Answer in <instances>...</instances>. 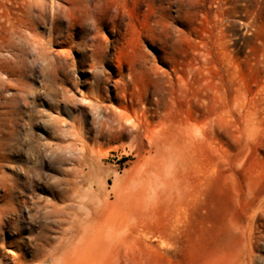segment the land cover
<instances>
[{
  "label": "rangeland",
  "instance_id": "1",
  "mask_svg": "<svg viewBox=\"0 0 264 264\" xmlns=\"http://www.w3.org/2000/svg\"><path fill=\"white\" fill-rule=\"evenodd\" d=\"M54 4L52 32L51 16L24 28ZM0 62V264H264V0H0Z\"/></svg>",
  "mask_w": 264,
  "mask_h": 264
},
{
  "label": "bare ground",
  "instance_id": "2",
  "mask_svg": "<svg viewBox=\"0 0 264 264\" xmlns=\"http://www.w3.org/2000/svg\"><path fill=\"white\" fill-rule=\"evenodd\" d=\"M61 5H58V4H54V5H52V8H51V13H48V11L49 10H47L46 8H41L40 9V13L37 15V16H35V18L32 16V14H30V22H31V27H30V25L29 26H24V28L26 29V30H29L30 32H32V31H34V26H35V24H37L36 22L38 21V20H41V19H44V20H46L47 21V19L49 18V16H51L50 18H49V21H51L50 23H52V25L50 26V31L52 32L53 31V29H54V23H55V21L56 20H59L60 19V14H61V11H62V7H60ZM45 21V22H46ZM42 22V21H41ZM19 24L18 23H15V24H11L10 25V27L7 29V36H6V38H5V40L3 41V43H2V45L1 46H6L7 48H6V50L7 51H13L14 52V50H21L22 48L19 46V42H17L18 40H16V38H20V34H21V31H20V26H18ZM21 25V24H20ZM28 25V24H27ZM31 28H33L32 29V31H31ZM24 29V30H25ZM22 30V29H21ZM24 32V31H23ZM33 33V32H32ZM27 34V33H26ZM38 35V33H35V35ZM51 34V33H50ZM29 34H27L26 36H28ZM25 36V37H26ZM39 36V35H38ZM33 37V36H32ZM42 37H43V35H42ZM52 37V36H51ZM50 37V38H51ZM34 38V37H33ZM37 39V38H36ZM48 40H47V37L46 38H39V39H37L36 40V42L39 44V43H41V46H42V44H44V42H47ZM35 42V41H34ZM35 42V43H36ZM49 43V42H48ZM47 43V44H48ZM45 45V44H44ZM40 46V45H39ZM23 47V46H22ZM45 48V47H44ZM4 49V48H3ZM5 50V51H6ZM18 51H17V53H14V56H15V54H18ZM21 53V52H20ZM23 53V52H22ZM23 55V54H22ZM11 56H13V53H12V55ZM20 56V55H19ZM21 57V56H20ZM19 58V57H18ZM16 59V58H15ZM23 60H24V58H22ZM3 60V59H2ZM22 60V61H23ZM26 60V59H25ZM24 60V61H25ZM7 61V60H6ZM6 61H3V62H6ZM12 61H14V60H12ZM17 61V60H16ZM2 62V63H3ZM1 63V62H0ZM9 64V63H8ZM0 66H2V65H0ZM5 66V65H4ZM4 66H3V68H4ZM9 67V66H8ZM7 67V68H8ZM10 67H11V65H10ZM5 69V68H4ZM13 70V69H12ZM8 71V70H7ZM9 71H11V70H9ZM1 73H4V72H1ZM11 74V73H10ZM9 74V75H10ZM14 74V73H13ZM3 82V81H2ZM92 95H90V96H92V100H89V104L90 105H92V106H96V109H97V112H98V115L101 117L100 118V121H98L99 122V126H104L105 124H106V121H105V119L103 118L104 116L100 113V111L104 108V106H105V102H104V100H102L101 99V96L99 95V93H98V91H97V89L94 87V88H92ZM113 113V111L110 109V110H108V111H106V115H105V117L107 118H109V117H111V114ZM120 119L122 120V119H125V120H127V121H129V122H127V123H129L128 124V126H130L131 127V129H132V132H134V131H138V130H141V128H142V122H140L139 120L138 121H136V120H132L130 117H128V116H126V115H124V114H122L121 116H120ZM110 120V122L108 123V126H111L112 125V123L114 122V118L113 117H111V119H109ZM120 121V120H119ZM125 122V121H124ZM127 123H125V124H127ZM193 125V123H192V120L190 119V120H188L187 121V129L184 131V129H181V127H179V126H176L175 128H174V132H175V135H176V141H177V143L179 144V145H182L181 147L183 148L184 147V150L182 151V152H186L187 154H189L190 152H192V146L194 145V134H193V132H192V130H191V126ZM72 126L73 127H76L75 126V124H72ZM73 136V135H72ZM75 137H77V136H75ZM74 137V138H75ZM78 138V137H77ZM74 140H76V139H74ZM74 140H73V142H74ZM151 142H154V143H156L157 142V140H156V138L155 139H151ZM70 143H72V142H70ZM27 171V170H26ZM28 172V171H27ZM27 172H26V174H27ZM81 173L82 172V170H78V173ZM24 173V172H23ZM28 175V174H27ZM34 174H32V176H33ZM31 176V175H30ZM30 176H26V178H27V182H29V184H30V188H28V189H31V190H33L34 192L35 191H37V189H39L40 187L38 186V181L35 179V176L34 177H30ZM78 176L79 177H81V178H83L84 177V175L82 176L81 174H78ZM65 180V179H64ZM80 180V179H79ZM63 181V180H62ZM74 181V180H73ZM83 181V180H82ZM65 182V181H64ZM6 183H7V181H6ZM17 183V182H16ZM15 183V184H16ZM8 184V183H7ZM13 185H14V183H12ZM54 184H56V183H54ZM54 184H53V186H52V188L54 187ZM67 184V183H66ZM71 184V183H70ZM79 183H78V180H75V182H74V186H73V190L75 189V193H79V192H81V191H79L78 192V189H76V188H78V187H81V186H79L78 185ZM91 184V183H90ZM17 185V184H16ZM27 185H28V183H27ZM72 185V184H71ZM81 185V184H80ZM5 186H7L6 184H5ZM18 186V185H17ZM25 186V185H24ZM59 186V185H58ZM67 186H68V184H67ZM9 187V186H8ZM26 187V186H25ZM47 188H48V186H46ZM56 187V186H55ZM60 187H61V184H60ZM46 188V189H47ZM57 188V187H56ZM42 189V188H41ZM51 189V188H50ZM54 189V188H53ZM60 189V188H59ZM70 189V188H69ZM93 189V188H92ZM5 190H6V188H5ZM11 190V189H10ZM71 190V189H70ZM86 190V189H85ZM95 191H96V189H94ZM8 191V190H7ZM45 191V190H44ZM57 191H59L58 189H57ZM56 191V192H57ZM9 192V191H8ZM55 192V193H56ZM58 193V192H57ZM82 193V192H81ZM94 192H92V197L93 196H95L94 194H93ZM31 194H32V192H31ZM34 194V193H33ZM73 194H74V192H73ZM72 194V195H73ZM52 195H54V194H52ZM79 195H81V194H79ZM79 195H78V197H79ZM84 196V195H83ZM83 196H80V198L81 197H83ZM62 200H63V202H64V204H63V206L61 205H59L58 207L59 208H57L56 209V211L57 212H53L52 214L53 215H56L57 217H56V219H55V221L53 220V221H51V222H54V223H57V224H61L62 223V221H65L67 218H66V215H65V212H68V207H69V204L70 203H68V199L69 198H71L70 197V194H69V191H68V187H66V188H64L63 187V189H62ZM73 197V196H72ZM78 197H77V199H78ZM85 197V196H84ZM83 197V198H84ZM91 197H89L88 198V200L90 199ZM72 199V198H71ZM74 199V198H73ZM97 199V198H96ZM42 200H43V198H42ZM81 200V199H80ZM84 200V199H83ZM83 200H81V202L83 201ZM86 200V199H85ZM87 200V201H88ZM47 202H48V200H46ZM78 201V200H77ZM92 201H93V198L89 201V203H92ZM37 202V201H36ZM47 202H46V204H47ZM98 202V201H97ZM34 203V202H33ZM51 203V202H50ZM78 203V202H77ZM83 203H85V202H83ZM82 203V204H83ZM20 204V203H19ZM76 204V203H75ZM80 205H78L79 206V208L81 209V203H79ZM49 206H50V204H48ZM54 205V204H53ZM89 205V204H88ZM70 206H72V205H70ZM87 206V205H86ZM30 207H32V206H30ZM55 207H56V205H55ZM54 207V208H55ZM82 207H84V206H82ZM93 207V206H92ZM91 207V208H92ZM34 208V207H33ZM48 208V207H47ZM53 208V207H52ZM78 207H77V209H79ZM86 208H88V206L86 207ZM31 209V208H30ZM35 209V208H34ZM77 209H75V210H77ZM84 209V208H83ZM89 209V208H88ZM49 211V210H48ZM81 211V210H80ZM46 214V211L45 212H43L42 214ZM76 213V212H75ZM82 214L84 213L83 211L81 212ZM35 214H36V212H35ZM77 215V214H76ZM75 215V216H76ZM80 215V214H79ZM78 215V216H79ZM99 211H98V205H95L94 206V210H92V212H88V213H86V215L84 216V217H82V219L81 218H79L78 220H77V224H78V226H79V229H80V237H79V239L81 240V241H84L85 239H90V238H93V239H95L96 238V236L98 235V228H100L99 226H100V222H99ZM74 215L72 214V217H73ZM42 217V216H41ZM46 217V216H45ZM71 217V216H70ZM79 217H81V216H79ZM47 218V217H46ZM75 218H77V217H75ZM75 218H74V220H72V221H75ZM51 219V218H50ZM73 219V218H72ZM44 220V219H43ZM68 220V219H67ZM45 223H47V221L45 222V220H44V225H45ZM49 223V222H48ZM50 224V223H49ZM53 224V223H52ZM76 224V223H75ZM74 224V225H75ZM76 224V225H77ZM48 225V224H47ZM56 225V224H55ZM75 225V226H76ZM46 226V225H45ZM63 226H65V225H63ZM62 226V227H63ZM78 226H76V227H78ZM47 227V226H46ZM50 227V226H49ZM58 227V226H57ZM61 227V228H62ZM68 227H69V225H68ZM75 227V228H76ZM41 228H43V227H41ZM65 228V227H64ZM74 228V227H73ZM29 229V228H28ZM31 229V228H30ZM29 229V230H30ZM51 229V228H50ZM63 229V228H62ZM61 229V230H62ZM42 230V229H41ZM64 230V229H63ZM32 231V230H31ZM30 231V232H31ZM77 231V230H76ZM44 232V231H43ZM41 234H43L42 232H41ZM45 234V233H44ZM67 234V233H66ZM66 234H64V236H63V238L62 239H60L55 245H54V249H53V252L55 251V253H57L58 251H60V248H62V250L63 251H66V250H68V249H71L73 246H74V242H75V240H77L76 238H78V236L76 235V234H71V235H66ZM40 235V234H39ZM38 236V235H37ZM43 235H41L40 237H42ZM45 236V235H44ZM45 238V237H44ZM36 239V238H35ZM41 240L43 239V237L42 238H40ZM44 240H42V242H43ZM79 241V240H78ZM48 243V242H47ZM41 244V243H40ZM43 245H44V243H43ZM41 246V245H40ZM47 246V245H46ZM44 246H42V248H43ZM46 248V247H45ZM47 252V251H46ZM50 254V253H49ZM52 256V255H51ZM50 258V257H49ZM52 258H50V260H51ZM55 259V258H54ZM53 260V259H52ZM49 263V262H48ZM43 264V263H42Z\"/></svg>",
  "mask_w": 264,
  "mask_h": 264
}]
</instances>
